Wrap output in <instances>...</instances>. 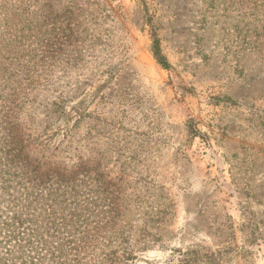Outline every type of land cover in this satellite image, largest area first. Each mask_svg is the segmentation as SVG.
<instances>
[{
	"label": "rangeland",
	"instance_id": "rangeland-1",
	"mask_svg": "<svg viewBox=\"0 0 264 264\" xmlns=\"http://www.w3.org/2000/svg\"><path fill=\"white\" fill-rule=\"evenodd\" d=\"M76 6L90 43L73 65L30 70L34 89L18 112L25 132L61 123L45 116L54 101L84 98L88 116L53 159L85 153L111 176L126 170L145 199L167 207L169 248L226 250L223 264H264V0ZM154 38L167 68L153 56ZM0 62L1 72L8 62ZM166 254L148 252L161 261Z\"/></svg>",
	"mask_w": 264,
	"mask_h": 264
},
{
	"label": "trees",
	"instance_id": "trees-1",
	"mask_svg": "<svg viewBox=\"0 0 264 264\" xmlns=\"http://www.w3.org/2000/svg\"><path fill=\"white\" fill-rule=\"evenodd\" d=\"M78 10L76 0H0V58L8 62L0 72V264H223L226 250L165 246L167 207L145 199L126 170L111 176L85 153L53 159L88 116L84 98L54 101L45 116L61 123L42 133L18 122L34 89L30 70L73 65L90 43ZM152 49L167 68L155 38ZM155 247L167 251L163 261L148 255Z\"/></svg>",
	"mask_w": 264,
	"mask_h": 264
}]
</instances>
